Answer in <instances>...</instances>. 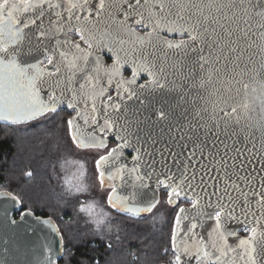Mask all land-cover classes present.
Masks as SVG:
<instances>
[{"label":"snow or ice","instance_id":"obj_1","mask_svg":"<svg viewBox=\"0 0 264 264\" xmlns=\"http://www.w3.org/2000/svg\"><path fill=\"white\" fill-rule=\"evenodd\" d=\"M91 3L92 0L70 2L65 21L59 11L61 3H53V0H28L26 5H18L10 0L0 2V120L23 123L45 112H55L57 91L59 96L71 93L67 106L74 110L80 100H84L87 107L84 98H91L92 112L96 113L97 92L95 86L89 89L87 85L98 78L102 62L96 56L94 62L89 63L93 50L106 49L115 56L117 64L113 70L122 63L131 62L134 76L144 72L152 78L150 90L177 91L181 93L180 99L167 109L163 106L156 108L140 99L143 92L125 88L123 91L127 100L133 101L129 104L117 89L118 99L109 96L107 102L101 100V130L109 132L115 128L116 138L124 142L121 149L131 147L137 153L134 157L136 163L149 169L144 175H136L135 179L142 182L140 187L148 186L143 183L144 176L150 177L155 166L159 165L167 182L158 179L157 183L171 189L169 204H173V198H179L181 192L187 197L188 190L199 189L196 195L200 197L203 193L207 207H212L213 199L215 201L214 215L209 216L215 219L218 229L222 218L224 221L238 219L241 215L245 221L249 217L255 218L253 223L261 225L260 229L256 226L249 229L246 223L245 230L251 234L246 239H240L233 252L237 253L242 264H264V224H261L264 220V165L258 163L264 159V143L257 147L247 136L238 139L240 133L250 127V124L241 125L242 119L249 120L247 103L239 105V108L230 106L227 111L218 108L215 101L211 102L210 107L208 104L209 98L220 91L215 87L216 83L230 85L235 79L232 73L239 67L246 48L251 47L246 38L253 27L252 21L255 20L259 28L264 29V0H98L95 14L88 7ZM74 8L86 9L88 17L95 15V18L81 20L76 16L73 25L71 9ZM21 12H31L32 15L21 20L17 15ZM241 21L244 27L240 26ZM65 24L69 30L73 27L79 30L80 39L87 45V50L81 48L79 43L59 38ZM136 26L150 27L152 31L146 36H139ZM161 31L186 36V39L172 42L163 39ZM37 34L45 39L39 40ZM259 35L262 42L258 46L264 52V31ZM242 40L245 41L244 45L241 44ZM64 45L75 49L71 52V59L69 50H61ZM170 52L177 57L171 64L168 63ZM37 53L47 59V64L54 71L44 66V59L35 63L22 62L24 58ZM54 56H58L56 62ZM260 67L264 68V64ZM194 72H198L195 77ZM78 73L82 74L83 82L79 83L77 89L72 85L77 82ZM169 76L176 79L169 80ZM261 79L264 80V77ZM177 81L187 82L189 90L178 87ZM124 83L135 84V79ZM248 87V84H244L245 89ZM191 89L198 90L199 104L195 98L185 100ZM41 91L52 94L47 104L40 98ZM181 104L187 106L174 115L172 108ZM141 105L158 113V120H151V115L142 119ZM147 121H151V125H159L155 133L151 125L145 126ZM67 123L70 128H78L73 120ZM259 126L264 132V120L259 122ZM72 140L78 147L105 146L104 141L94 135L84 137L74 132ZM112 151L118 152L117 149ZM109 163L108 156H101L97 166ZM122 172L123 168L117 170L118 174ZM137 172L138 168L134 165L131 173ZM27 176L31 177L32 173L28 172ZM103 176L101 172V182ZM253 197H258L255 205L260 211L259 217L253 211ZM0 198L18 203L10 193H0ZM156 203L153 198L143 208L120 207L126 205V198H120L117 202L109 197L112 207L129 213L151 212ZM192 207L196 208L197 204L193 202ZM179 213L185 214V208L180 207ZM182 219L184 216H176L177 228ZM196 227V223H191L188 230ZM218 235L225 239L223 231H219ZM176 238L174 233L173 249H176ZM225 254L221 250V256ZM196 255L199 256V252ZM208 255L204 251L203 256ZM48 260L51 264L50 256ZM175 264H181L179 254L176 255Z\"/></svg>","mask_w":264,"mask_h":264},{"label":"water","instance_id":"obj_2","mask_svg":"<svg viewBox=\"0 0 264 264\" xmlns=\"http://www.w3.org/2000/svg\"><path fill=\"white\" fill-rule=\"evenodd\" d=\"M54 1L55 0H53V3ZM70 2L80 3L81 0H69L68 3L70 4ZM68 6L69 5L62 3L59 9L65 21H67L69 14ZM97 6L98 0H92V3L88 5V7L92 9L93 14H95ZM71 11L73 13V25L76 23V16H79L81 20L88 17L86 9L74 8L71 9ZM17 15L23 20L26 16L32 15V13L21 12L17 13ZM88 18L94 19L95 15ZM252 24L253 27L246 38L247 43L250 44L251 47L246 48L245 55L239 62V67L233 71L232 75L235 79L232 80L230 85L227 83H216L215 87L220 89V91L209 98L208 104L210 107L211 102L215 101L218 108H224L227 111L230 110V106H237L239 108V105L247 103V115L249 116V120L242 119L241 125L250 124V127L245 128L244 131L240 133L238 139L242 140L247 136L248 139L253 140L257 144V147H260L261 144L264 143V132H261L259 126V122L264 120V80L261 79V77H264V68L260 67L261 64H264V52L261 51L258 45L262 42L259 33L264 31V29H260L255 23V20L252 21ZM240 26L244 27L242 21L240 22ZM138 28H143L145 32H139ZM151 31L152 29L150 27L136 26V32L139 36H146ZM72 32H77L79 36L81 35L77 28L73 27L69 30L67 24H65L63 33L59 38L79 43L81 48L87 50V45L84 44L81 39H73L70 37ZM64 33H66V35ZM160 36L172 42H179L181 39H186V36L181 37L177 34H170L167 31H161ZM37 37L39 40L45 39L39 38V34H37ZM52 43L54 44V41ZM241 44L244 45L245 41L242 40ZM61 50H69L70 59L71 52L75 51V49H70L69 45H64ZM96 56H99L102 62V70L98 78L87 85L89 89L95 86L97 92L96 113L92 112L91 98H84L87 102V107H85L84 100H80L74 110L67 106L68 101L71 99V93L66 96H59V91H57L58 102L55 105V112H45L43 115L23 123L13 124L8 121L0 120V125H27L42 119L48 114L57 113L61 109H68L71 112H75V115L69 120H73L75 124L78 125V128L69 127L71 139L75 132L77 135L82 134L84 137L94 135L99 140H103L105 144L104 147H78L76 142L72 140L76 148L82 151H102L108 149L112 142L116 143V146L112 147L110 152L105 155L109 157L110 163L101 165L100 167L96 164L101 188L104 191H109L107 199L108 206L115 213L129 218L139 219L151 215L161 202L162 192L170 193L171 189H165L163 184L157 183L158 179L167 182L166 177L160 171L159 165L155 166V170L150 177L144 176L143 183L148 186L143 188L140 187L142 182L136 180L135 177L136 175H144L149 169L141 167L136 163L134 157L137 153L133 151L131 147H124L121 149L124 142L116 138L115 128L109 132L101 130L103 128V106L101 105V100L107 102L109 96L114 100L118 99L117 89H119L121 95L125 96L127 103L131 104L133 101L127 100L126 94L123 91L125 88H129L136 89L138 92H143L144 95L141 96L140 99L143 100L145 104L151 103L156 108L163 106L167 109L176 104V101L180 99L181 93L177 91L163 92L162 90H150L149 85L152 78L144 72L137 73L134 76V68L131 62L122 63L118 69L113 70L117 64V60L115 56L108 53L106 49L103 51L93 50V55L89 57L90 64L94 62ZM248 57H251V59L249 60ZM108 58L112 60L110 63L108 62ZM39 59H44V66L48 70L54 71L52 66L47 64V59L40 53L28 56L24 58L22 62L25 64L35 63ZM176 59L177 57L172 56L170 52L168 63L171 64ZM57 60L58 56H54V62ZM127 72H131V76H127ZM195 75H198V72H194V77ZM81 77L82 74L78 73L76 76L77 82L72 85L73 87L79 88V83L83 82ZM213 78L215 80V74ZM133 79H135V84L124 83L125 81H132ZM143 79L146 80L143 82ZM168 79L174 80L176 78L169 76ZM244 84H248L249 87L245 89ZM177 85L186 91L189 90L187 82L177 81ZM101 88L103 89L102 93L100 92ZM197 91V89H191L189 91V96L185 97V100L195 98L196 103L199 104L200 100L196 95ZM51 95L52 94L48 91L40 92V98L46 104L49 102ZM166 101L167 103H165ZM136 103L139 104V101H136ZM186 106L185 104H181L179 107L172 108L174 115H178ZM141 111L142 119L149 115H151V120H158L159 118L158 113L152 112L151 109H144L143 105H141ZM188 114L189 113H186V115ZM221 115H223V113H221ZM182 119L181 117V120ZM85 121H87V123H85ZM148 125H151V121L146 122L145 126ZM158 127L159 125H151L154 133ZM237 127L239 128L240 126ZM113 149H117L118 152H113ZM112 157H115V159L113 160ZM258 163L264 165V159H260ZM134 165L138 168L137 173H131V169ZM120 168H123V172L118 174L117 170ZM101 172L104 173L103 182H101ZM110 176L113 178L110 179ZM257 189L259 190V184H257ZM199 192V189L188 190L187 197H185L184 192H181L179 198H173V204H169L168 202L172 207H178L181 200L192 202V204L195 202L197 204L196 208H193L192 204L190 206H182L185 208L186 213L180 214L178 210L176 214V216L178 214L184 216V219L181 220L179 228L176 227L174 220L172 236L175 233L177 238L176 249L172 247L173 253L181 256V264H198V260L199 264H213V262H216V264H242L237 253L233 252V248L238 247V241L240 239H246L250 236V231L244 234L246 231V223L249 229L252 226H256L259 230L261 225L253 223L255 218L249 217L248 220L245 221L243 215H241L238 219L229 218L226 221L222 218V223L218 229L215 219L209 216V214L214 215V199L212 202L213 206L207 207L205 199L202 198L203 193L200 194V197H197L196 193ZM0 193H10L11 196L16 197L18 201V203H15L8 198H0V264H49V256L51 257V264H60V261L65 256L66 246L63 234L57 222L51 217L37 216L30 210L22 211V202L15 194L9 191H0ZM134 193L135 195H133ZM109 197L117 202H119L120 198H126V205H120V207L143 208L147 201L153 198H155L157 203L156 207L153 208L151 212L141 211L129 213L126 211H118L117 208L112 207L109 204ZM256 199H258V197L252 198L253 211H255L256 216L259 217L260 211L255 205ZM19 213L20 217L17 218V214ZM193 217H195L194 220L192 219ZM46 221L47 223H45ZM191 223H196L197 227L189 231L188 229H190ZM261 224H264V220L261 221ZM53 229H55V231ZM219 231H223L225 239L222 240L220 238L218 235ZM229 233H235L236 235H228ZM221 250L226 254L221 256ZM204 251L209 253L207 257L203 256ZM197 252H199V256L196 255Z\"/></svg>","mask_w":264,"mask_h":264},{"label":"trees","instance_id":"obj_3","mask_svg":"<svg viewBox=\"0 0 264 264\" xmlns=\"http://www.w3.org/2000/svg\"><path fill=\"white\" fill-rule=\"evenodd\" d=\"M73 115L61 109L27 125H0V191L15 194L22 211L57 222L66 246L60 264L168 263L164 250L173 254L177 208L160 204L151 215L139 219L109 208L110 214L93 220L86 210L91 199L88 192L64 179L63 166L73 155L72 143L65 129L55 133L53 128Z\"/></svg>","mask_w":264,"mask_h":264},{"label":"rangeland","instance_id":"obj_4","mask_svg":"<svg viewBox=\"0 0 264 264\" xmlns=\"http://www.w3.org/2000/svg\"><path fill=\"white\" fill-rule=\"evenodd\" d=\"M60 115L65 116L66 114L60 113ZM68 121L69 118L64 120L59 125L56 124L58 128L55 129L54 126L53 131L55 133H59L60 130L65 129L70 136V130L67 123ZM70 140L72 143L73 155L65 160L63 166L64 179L66 180V182H68V184L74 186L79 191L88 192V196L91 197V199L86 203V210L93 220L100 221L101 218H103L105 215L110 214L109 206L107 203L108 191H104L101 188L99 174L96 166L100 157L104 155V152L98 150L81 151L75 147L71 136ZM168 198V196H162L160 204H163V206L166 205L171 207L168 204ZM164 255L166 256V258H168V263L165 264H175V255L172 254L170 256L169 249L164 250Z\"/></svg>","mask_w":264,"mask_h":264},{"label":"flooded vegetation","instance_id":"obj_5","mask_svg":"<svg viewBox=\"0 0 264 264\" xmlns=\"http://www.w3.org/2000/svg\"><path fill=\"white\" fill-rule=\"evenodd\" d=\"M0 2H2V0H0ZM10 2H12V3H16V4H18V5H26L27 3H28V0H10ZM32 2H35V0H32ZM57 2H59V3H65L66 5H69V0H55L54 1V3H57ZM67 8H69V6L67 7ZM138 31L139 32H145V30L143 29V28H138ZM70 37H72L73 39H80V36H79V34L77 33V32H72L71 34H70ZM112 60L110 59V58H108V62L110 63ZM127 76H131V72H127V74H126ZM146 79H143V82L145 81ZM58 113V112H57ZM74 113V115H75V112H73ZM51 114H55V113H51ZM48 115H50V114H48ZM73 115V116H74ZM47 116V115H46ZM72 116V117H73ZM70 119V118H69ZM114 146H116V143L115 142H112L111 143V145H110V147L108 148V149H106V150H102L101 152H104V155L103 156H105V155H107L109 152H110V149L112 148V147H114ZM82 151V150H81ZM87 151H89V150H87ZM99 151V150H98ZM108 195H109V191H108ZM162 196H168L169 197V193H166V192H162V195H161V199H162ZM161 203V202H160ZM192 204V202H189V201H184V200H181L180 201V205L178 206V207H172V208H177V212H178V210H179V208L180 207H182V206H190ZM110 208V207H109ZM111 209V208H110ZM177 212H176V214H177ZM20 217V213L19 214H17V218H19ZM175 217H176V215H175ZM175 220V219H174ZM248 231H245L244 232V234H246ZM174 254V253H173ZM175 255V254H174ZM175 258H176V255H175Z\"/></svg>","mask_w":264,"mask_h":264}]
</instances>
